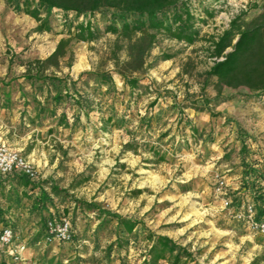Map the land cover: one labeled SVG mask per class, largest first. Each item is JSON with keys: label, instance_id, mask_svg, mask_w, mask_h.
<instances>
[{"label": "rangeland", "instance_id": "rangeland-1", "mask_svg": "<svg viewBox=\"0 0 264 264\" xmlns=\"http://www.w3.org/2000/svg\"><path fill=\"white\" fill-rule=\"evenodd\" d=\"M190 1L195 16L206 21L197 23L200 40L195 44L157 35L144 65L133 72L127 41L106 31L103 16L109 11L103 10L93 19L98 38L89 43L73 39L60 68L38 74L43 80L24 77L29 63L46 59L73 32L71 26L85 19L42 10L49 30L39 32L30 16L11 15L7 5L0 11V141L32 165L37 185L52 201L48 211L33 210L32 198L7 202L2 194L9 189L19 195L24 190L14 178L0 175L6 186L0 191V228L12 231L10 249L24 247L17 260L8 254L9 247L3 248L0 264H141L147 233L184 247L191 264H264V238L234 219L251 202L249 195L240 196L242 159L250 162L241 147L253 144L264 155V118H256L248 130L242 107L253 95L224 89L215 101L214 79L204 76L212 65L208 38L220 34L237 14L245 13L246 19L259 14L264 0ZM203 9L213 11V17ZM101 73H112L113 87L97 85L94 76ZM120 73L137 79V88L125 85ZM73 82L79 95L92 101L88 116L80 113L75 122V95L57 105L49 99L54 114L36 117L34 96L43 103L48 93L50 98L64 95L65 87L71 95ZM62 114L69 127L58 124ZM107 117L117 124L105 128L102 119ZM127 143L132 148H125ZM154 151L164 160L155 158ZM260 185L264 188V180ZM81 203L98 210L86 211ZM101 211L138 221L137 235L120 236L119 248L116 222L99 220ZM49 215L71 223L70 242L46 241L43 220Z\"/></svg>", "mask_w": 264, "mask_h": 264}, {"label": "trees", "instance_id": "trees-1", "mask_svg": "<svg viewBox=\"0 0 264 264\" xmlns=\"http://www.w3.org/2000/svg\"><path fill=\"white\" fill-rule=\"evenodd\" d=\"M5 4L10 7L15 13H21L30 16L37 23L35 31H48L47 21L41 19L42 10L61 11L63 16L68 13H73L76 18L83 17L82 23H77L73 27V32L68 31V38L60 39L54 51L44 60H36L29 63L24 77L28 80H43L45 76L37 77L44 70L60 68V60L63 59L68 47L73 39L81 42H93L98 38L97 31L93 28V19L99 16L103 10H108V16H103L109 25L106 27L107 32L116 35L118 39L127 41V57L128 64L133 63L136 72L144 65V58L152 48L157 35L163 34L166 38L193 45L200 40V29L197 23L205 24L206 21L198 19L192 11L190 0H4ZM206 17L212 18L213 11L203 9ZM208 57L212 61V65L204 73L205 78H213V88L216 92L215 101L220 99L224 89H244L253 96L264 94V2H262V10L259 14L251 19H246L245 13H240L234 16L228 23L227 27L215 37H209ZM34 71V75L32 72ZM124 78V83L130 89H135L138 86V81L135 78L128 77L124 73H120ZM95 82L97 85H105L109 89L113 87L112 73L96 74ZM55 79L59 81L58 78ZM32 84V83H31ZM73 93L69 94V87H65V94L57 92L50 98V93L44 97V102L41 103L33 98L35 105L36 117L47 112L53 115L54 111H50L47 107L49 99L53 104H59L64 98L77 96L74 104L78 109V114L73 118L78 121L80 113L88 116L93 109L92 101L84 99L79 95V91L75 89L74 82L71 84ZM41 86L39 87V89ZM209 102L206 101V105ZM112 117L102 119L103 125L106 128L112 123ZM58 124L64 127H69L66 115L62 114L58 120ZM148 124V123H147ZM194 130V129H193ZM247 141L249 137L247 136ZM246 144V142H245ZM242 145V155H248L250 162L246 158L242 159V191L239 195H249L251 202L257 215L260 217L264 214V188L261 187V182L264 180V160H261L259 150H254L253 144ZM125 148H132L131 143H127ZM155 158L164 160L163 155L154 151ZM12 177L17 185L23 188L22 195H19L14 189L8 190V195L2 194L7 202H11L12 198L15 202H20L23 198H32V208L37 211H48L47 204L52 203L49 195L43 189L39 188L37 183L29 181L26 177L19 174L7 175ZM5 183L0 179V191L6 187ZM54 193L60 191L54 188ZM242 199V197L240 198ZM241 200H237L242 204ZM75 204L79 203L74 200ZM11 205H9L10 207ZM85 210H98V207L93 205L82 204ZM4 212L0 208V219L3 218ZM99 220L104 222L115 221L119 231V237L116 244L121 248L122 238L127 236H136L138 221L129 219L117 214L109 212H99L97 215ZM64 217L50 216L43 220V232L47 235V223L51 220L60 221ZM3 220V219H2ZM67 220V219H65ZM68 221V220H67ZM69 222V221H68ZM70 223V222H69ZM71 225V223H70ZM71 236L66 242L71 241ZM149 243L148 250L141 264H191V254L184 247L173 242L166 236H158L147 233L144 237ZM124 244H127L126 242Z\"/></svg>", "mask_w": 264, "mask_h": 264}, {"label": "built area", "instance_id": "built-area-1", "mask_svg": "<svg viewBox=\"0 0 264 264\" xmlns=\"http://www.w3.org/2000/svg\"><path fill=\"white\" fill-rule=\"evenodd\" d=\"M19 174L26 177L29 181L35 183L38 180L36 170L21 157L19 153L9 149L3 142L0 141V175L7 176ZM224 182L219 181V186L222 187ZM228 205V202H225ZM234 219L248 233L259 235L264 238V214L260 217L257 215L255 207L247 203L234 214ZM46 241L66 242L71 236V225L65 219L60 221L51 220L47 223ZM13 235L9 227L0 228V252L3 248L9 247ZM8 254L15 260L21 257L24 250L23 246H18L15 249L8 248Z\"/></svg>", "mask_w": 264, "mask_h": 264}, {"label": "crops", "instance_id": "crops-1", "mask_svg": "<svg viewBox=\"0 0 264 264\" xmlns=\"http://www.w3.org/2000/svg\"><path fill=\"white\" fill-rule=\"evenodd\" d=\"M5 5V2L0 0V11L4 12L7 9ZM9 13L12 15L14 11L11 10ZM242 109H246V111L243 112V125L245 124L248 130H250L254 128L256 118H264V94L248 98L245 103H243Z\"/></svg>", "mask_w": 264, "mask_h": 264}]
</instances>
